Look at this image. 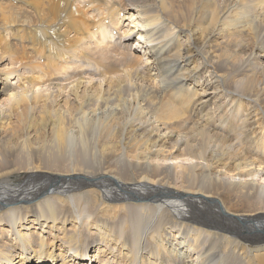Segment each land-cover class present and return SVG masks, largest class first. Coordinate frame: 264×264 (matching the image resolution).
<instances>
[{
    "label": "bare ground",
    "instance_id": "bare-ground-1",
    "mask_svg": "<svg viewBox=\"0 0 264 264\" xmlns=\"http://www.w3.org/2000/svg\"><path fill=\"white\" fill-rule=\"evenodd\" d=\"M0 264H264V0H0Z\"/></svg>",
    "mask_w": 264,
    "mask_h": 264
},
{
    "label": "rangeland",
    "instance_id": "rangeland-1",
    "mask_svg": "<svg viewBox=\"0 0 264 264\" xmlns=\"http://www.w3.org/2000/svg\"><path fill=\"white\" fill-rule=\"evenodd\" d=\"M91 7V8H90ZM91 9V10H90ZM85 11H90L91 13H93L94 15V17L96 18L97 16V18L96 19H99V18H101V14L104 12H98V11H96V8L95 7H93L92 5H90V6H88V8L86 7V9H85ZM92 11H95V12H97V13H95V12H92ZM101 13V14H100ZM92 15V14H91ZM90 15V17H92L93 19H94V17L93 16H91ZM108 15V14H107ZM89 17V16H88ZM125 20V19H124ZM126 21V20H125ZM127 23L129 22V20L128 21H126ZM121 25H120V28L121 27H123L125 24H123V22H119ZM123 24V25H122ZM116 26V25H115ZM117 28V27H116ZM118 29V28H117ZM13 181L16 183V184H20V183H22L23 182V176H21V175H17V176H15L14 177V179H13Z\"/></svg>",
    "mask_w": 264,
    "mask_h": 264
}]
</instances>
